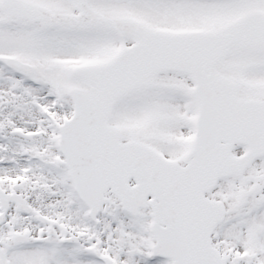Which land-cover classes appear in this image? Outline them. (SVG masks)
<instances>
[{
	"label": "snow or ice",
	"instance_id": "1",
	"mask_svg": "<svg viewBox=\"0 0 264 264\" xmlns=\"http://www.w3.org/2000/svg\"><path fill=\"white\" fill-rule=\"evenodd\" d=\"M0 264H264V0H0Z\"/></svg>",
	"mask_w": 264,
	"mask_h": 264
}]
</instances>
